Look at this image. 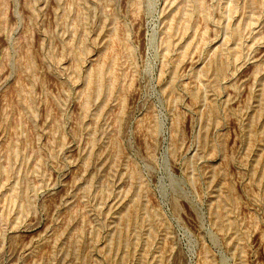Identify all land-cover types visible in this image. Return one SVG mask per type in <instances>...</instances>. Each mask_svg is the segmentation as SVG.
I'll list each match as a JSON object with an SVG mask.
<instances>
[{
  "label": "rangeland",
  "instance_id": "rangeland-1",
  "mask_svg": "<svg viewBox=\"0 0 264 264\" xmlns=\"http://www.w3.org/2000/svg\"><path fill=\"white\" fill-rule=\"evenodd\" d=\"M0 264H264V0H0Z\"/></svg>",
  "mask_w": 264,
  "mask_h": 264
}]
</instances>
